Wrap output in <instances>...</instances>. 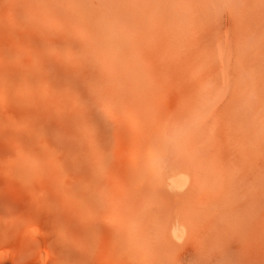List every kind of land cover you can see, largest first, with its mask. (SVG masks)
I'll return each mask as SVG.
<instances>
[{"label": "bare ground", "instance_id": "6f19581e", "mask_svg": "<svg viewBox=\"0 0 264 264\" xmlns=\"http://www.w3.org/2000/svg\"><path fill=\"white\" fill-rule=\"evenodd\" d=\"M53 1L8 0V2L5 3L3 0H0V7H5L8 12L10 11V14L7 12L9 16L6 14H0V141L5 140L11 141L12 143L11 148L5 152L9 157L11 170H6L4 172V177L5 179H10L12 176L33 177L32 180L28 179L23 182L20 187L14 186V188H17L12 191V188L10 191L6 192L0 190V264H31L32 259H34L36 264H165V261H167V258L171 253L168 255L167 244H165L166 242H164V239L162 241V238L159 236V230L164 224L165 228H174L175 231L181 230L188 233L192 242L195 243H192V246L197 245L198 243L200 247L203 244L206 245V241L199 242V239L204 240L205 237L210 236L212 233H216L224 224L223 220L225 219V216L223 219H220L221 216H218L220 220L208 217V213H204L199 217L194 216L192 214V206H195L200 199V196L205 191V186L201 184L202 181L201 183H195L194 181V184L193 182L187 184V181L186 183H183L182 180L177 178L180 176L176 175H171L168 179L156 178V180H154V178H150V170H156L160 165L172 169H178L182 162L180 160L181 157L175 154L176 152H173V154H175L173 157H171V155L170 157H165V155H168V151H166V153L163 151L165 155L163 152L162 156L159 153L158 156H161L159 159H156V155L154 158L150 152L154 145L168 148V144L173 147L172 150L174 151L181 143L179 140H182V138L178 140L175 136L167 135L166 130L168 129V132L169 128H166L165 130L164 127L163 130H165V134L169 136V138L165 135V140L164 135H162L163 140H161V136H158L160 135L158 133L160 130L158 131L156 126H158L161 121L160 119L162 118V115L165 117L166 114V117H168L167 114L169 113L172 119H174L175 126L180 132V135H184V130L187 128L188 131V127L191 128V125L196 122V119L199 120L200 117V120H202L201 122L205 125V123H207L212 117V119H215L216 116L228 114L233 99L237 98L236 81L233 80V77L227 76L226 78V75H229V70L225 73V80L223 79L226 82H223L225 83V89L218 88V90H215V87L217 88L219 85L211 80L214 84L212 86H214V93H216L217 97V100L214 101L213 104L211 93L213 92V89L211 90L212 87L208 85L212 84L209 82L211 77L209 78V81L204 82L200 92H195L187 83V77H189L193 69L192 47H156V44H152L154 41V38L152 37V28L154 29V27H151L152 22H150L146 16H137L133 18L122 16V14L118 15L121 26L124 24V29L128 34L136 32V37L138 38L135 39V43L136 45L142 46L124 47L127 51L131 52L129 54L124 52L122 46L120 47L123 52V61L125 62L122 64L124 66L123 68L128 70V68L131 67V64H138L137 66L139 70L142 71L145 80L144 90H139V95L137 94L138 96H135L132 92L136 91L135 86H132L134 88L132 90V87L126 85L129 87L127 94H130L129 91L132 90L131 93H133L135 97H138L135 98L137 106V112L135 113H137L138 121L144 124V130L138 132V127L133 126L135 125V119L131 121V118L129 119L130 122L134 123L132 125L129 124L128 121H126L127 124L123 121L118 122L121 119L117 121L115 116V113L119 112L120 114L123 112H120L123 108H120V105L124 102L125 97L123 96L124 98H121V95H116L118 88L116 91H112L113 88L111 90L108 88H102V85L100 86L101 81L96 77L99 61L96 60L95 55L106 53L104 56L102 54L104 58H107V55H110V57L112 55L118 56L117 47H113L114 44L109 39L105 43L104 41L99 40L97 43H94V45L92 42V44L90 43L91 45L88 44L93 37L87 41L85 40L87 38L84 36L83 38L85 39L81 41L80 39L83 34L82 36L79 35V37H81L79 39L75 36V33L82 32L78 29H82L84 24L80 25V22L72 19L69 13L60 12L59 7L54 3H51ZM79 2L82 4L81 0ZM79 2L75 5L79 6ZM233 2L235 3V1ZM84 5H86L85 1ZM235 5L236 4H234V6ZM68 6H71V4ZM190 7L192 9V6H189V8ZM231 7L229 6V8ZM225 8H227V6ZM236 9L237 10L235 11L237 12L238 8L236 7ZM103 11L105 13V10ZM239 11L237 15H239ZM93 14L95 15V13ZM181 15L182 20L185 19L186 16L182 13ZM234 15H236V13H234ZM86 19H89V17ZM8 20H11L12 24H10V21ZM74 24H76V27ZM71 27L75 28L71 29ZM184 27H186V25ZM193 28L195 30V25ZM125 33L123 34L125 35ZM16 36L21 38L20 44L23 46L18 48L6 46L5 41L8 38H15ZM263 36L264 35L261 37L263 38ZM241 37H243V35H241L240 38ZM51 39H54L52 40L54 43H60L61 47H46V42ZM248 39H244V41L248 42ZM84 41H87L88 43ZM93 41L96 42L95 40ZM260 41L258 42L259 45ZM257 42L254 44H258ZM80 43L87 46L85 48L88 50V53L83 54L77 51L78 46H82ZM240 43L241 42H239V45L242 47V44ZM77 44H80L81 46ZM229 45L230 43L227 44V46ZM250 47L248 48L250 49ZM229 48L232 47L229 46ZM248 48L244 47V49ZM111 49H115L117 54H114ZM222 51L224 52V50ZM148 53H151L154 56L157 55L153 61L147 64V70L146 66L140 65V61L146 59ZM242 54H244V52ZM259 55L257 54L258 57ZM102 56H100V58L103 60ZM164 56V59L168 60L167 63V60L165 63L161 60ZM113 57L115 59V56ZM108 58L107 60L109 62L106 61L108 64L106 62V64H103V72L104 69L109 67L111 59L109 60ZM221 58L223 57L221 56ZM230 60L231 59L228 61L230 62ZM205 63L207 65L208 61ZM238 63H240V61H238ZM224 64L225 63L222 65ZM228 64L225 66L230 69L231 67L227 66ZM201 65L203 66L205 64ZM111 67H109L110 70ZM226 67H223L224 71H226ZM112 68L114 69L117 67ZM249 68L252 69L251 67ZM113 71L114 73L112 72V74H115L116 70L114 69ZM248 71L250 72V70ZM117 72H119L118 68ZM243 72L244 69L241 70L240 73L242 74ZM112 74L109 73V76ZM119 74L121 75L120 72L118 75ZM243 74H246V70ZM43 77L49 79L52 84L47 87H36L34 85L36 81ZM99 77H101V75ZM238 77L239 75L237 78ZM109 78L112 79V77ZM118 78L115 77L117 81L119 80ZM122 78L123 77H121V80ZM252 79V75L249 76L248 80L251 81ZM125 80L127 79L125 78ZM125 80L123 78L124 83L123 81L121 83H131H126ZM179 80L182 83V87L178 95L173 98L172 93H170L172 90L170 92L168 91L169 89L175 90L176 84H178ZM254 80H256V78ZM114 84H116V82ZM249 84L252 83L249 82ZM158 85H164L167 90L163 93L162 87L159 86L162 89V91L160 90L162 93L156 92L157 89L154 91L155 87ZM258 85L259 83L257 86ZM120 86L121 88L122 86L125 87V85ZM262 89L264 88L262 87ZM119 91L120 89L118 92ZM121 92L122 91H120V93ZM126 92L127 90L125 93ZM252 94L253 92L250 93V99L248 98L251 105L253 102L257 101V99L255 101L253 98V96L255 98L257 97L254 95L256 94V91L254 90V94L251 98ZM54 95H57L56 97H58V100L56 98L57 102L54 101ZM152 95L157 98L158 96L163 97L165 99L164 103L161 104L160 100V105L158 106H156L157 103L154 105L155 102L151 104L149 97ZM118 96L123 100L121 103L119 102ZM154 96L152 97L154 98ZM50 97H52V99ZM49 98L53 101L48 102ZM131 100H129V102H131ZM154 100L155 98L152 101ZM251 100L254 101L251 103ZM134 101L133 105H135ZM257 103L258 101L256 104ZM126 104L127 103H125L124 107ZM240 104L242 105L243 102ZM130 105L132 106L131 103ZM249 105L246 104L245 107H248ZM253 106H255V103H253ZM256 107L257 105L255 108ZM238 110L240 111V109ZM250 113L252 112L250 111ZM22 114H28L31 121L28 123L24 122L21 117H18ZM124 115L120 118H123ZM246 116H248V114H246ZM168 121H165V123H168ZM131 125L137 129L131 130L132 127L128 129V126ZM159 125H161V123ZM166 126L167 125H165V127ZM208 127L207 130L204 131H208ZM198 129L201 131L202 128L193 130L198 131ZM9 131L12 136L8 135ZM190 131L191 130H189V132ZM62 132L65 134H61ZM46 134H51L52 138L39 139V136ZM194 136L196 137L195 133H193L192 136V138L195 139ZM22 137L26 140L25 143H22ZM2 138L3 140H1ZM184 138L185 137H183V139ZM201 138L203 137L201 136ZM215 138H217V136H215ZM195 145L196 144H194V146ZM181 147L182 144L178 148L180 149ZM168 153L170 154V152ZM192 155L189 157L190 159ZM197 160L198 159H196V161ZM199 163L197 166L205 167V163ZM213 165L215 166V163H213L212 166ZM214 166L212 167L213 169H211L212 171L214 170ZM209 168L211 167H208V169ZM68 171L80 172L83 176L66 179L64 174ZM133 172L139 174V176L143 178H146V174L149 175L150 179L147 182H145L147 179L142 182L143 178H139V180H135V182L139 184L140 189H142L144 194H152L153 198L150 199L149 202L143 204L145 206L140 207L139 211L132 215L133 212L129 211V207L131 205V200H133L132 195L134 192H132V188L134 189V186L133 184H130V178L133 177V179H131L134 180V176L139 177ZM213 176L215 177V175ZM42 178H47L46 182L48 181V183L43 184L41 181ZM201 180H203V178H201ZM212 183H214L213 179L210 186H212ZM222 187L223 185L221 188ZM213 190L210 189L211 192ZM139 193L140 194L137 195V197L139 196L140 198L142 192L140 191ZM177 193L182 196V200L177 204L175 203L176 206H178L177 208L174 205L171 206V204H169V207L163 206V209L161 210L156 208L155 203L156 201L158 202L159 197L165 196L169 199L176 200ZM136 194L134 195V199H138L135 197ZM28 201H30L31 204H28ZM16 202H22L27 205L25 206L26 209L24 208L26 211L25 213L15 214V209L17 208ZM223 205L225 204H222L221 206ZM119 208H122L124 211L121 215L105 213L107 210H115ZM143 209H148V211L142 212ZM117 214L119 213L117 212ZM159 224H162V226L159 227ZM132 227H135V230L131 232ZM211 236L213 237V235ZM213 238L215 239V237ZM206 239L209 240V237ZM43 242H48L52 251H44L41 246H39L37 247L39 248L37 251V253H39L37 255L39 256L32 255L33 252L30 255L33 244L41 245ZM7 243H14V247L16 248L8 251V248H4ZM203 248L201 247V249ZM174 250H176V248ZM172 257L171 254V258ZM175 257H173V261L176 260ZM176 262L177 264H184V258L178 259ZM192 264L196 263L194 262Z\"/></svg>", "mask_w": 264, "mask_h": 264}, {"label": "rangeland", "instance_id": "374dc122", "mask_svg": "<svg viewBox=\"0 0 264 264\" xmlns=\"http://www.w3.org/2000/svg\"><path fill=\"white\" fill-rule=\"evenodd\" d=\"M3 1L5 3L8 2V0H3ZM79 1L80 0H78V1H76V0L75 1L74 0H72V1L55 0L51 3H54L55 5H57L59 7L60 12L69 13L71 15L72 19L80 22V25L84 24L82 29L81 28L78 29L79 31H82V32H79L76 29L81 34H79L77 32H76L77 34L75 33V36L78 37L79 39L81 38V37H79V35L82 36V34H83L82 38L80 39L81 41H83V39H85V38H83L84 36L87 38V39H85L87 41L90 40L91 37H93L94 39L92 38V40H90L89 43L87 41H84V42L88 43L89 45H91L93 43V45H94V43H97L99 40L104 41V43H105L109 39L114 44L113 47H117L119 55L118 56L112 55L111 57H110V55L109 56L107 55V58L109 57L108 58L109 60L113 59L112 61L110 60L109 67H111V66L117 67L122 76L120 74L118 75L119 72H117V68H114L116 70L117 74L116 73L112 74V72L114 73V71H113L114 69L112 67H111V70L109 67H107L106 69H104V72H103V67H104L103 64L108 60H107V58L103 57L104 54H106V53H102L103 56L100 53L98 55H95L96 60L99 61V65L97 68L98 71H97L96 77L101 81L100 86L102 85L101 86L102 88H108L110 90L113 88L112 91H114V90L116 91V89L118 88L116 91V95H121L122 96V97L120 96L121 98L125 97L124 102H122L123 100L121 98H119V96H118L119 102L123 103V105L121 103L120 108L123 107L125 109L122 108L123 110L122 109L120 110V112L123 111V112H121L122 115H121V113L119 114V112L117 111L118 113H115V116L117 118V121L119 119H121L118 122L123 121L127 124L126 121H128L129 124L133 125L135 123V125H133V126L138 127V129H137L135 127H132V125H131V126H128V129H130V127H132L131 130L137 129L138 132L144 130V124L138 121L137 113H135V112H137V106H136V99L135 98H138L135 96L139 95L138 94L139 90L140 91L144 90L145 80L143 78L142 71L139 70V68L137 66L138 64H136V65L131 64V67H129L128 70H125L123 68L124 66L122 64H124L125 62L123 61V57H122L123 52H122V49L120 47L122 46L124 52H126V54H129L131 52L127 51L124 47H142V46L136 45V43H135V39L138 38V37H136V35H137L136 32L133 33L134 35L131 33L128 34L124 29V27H125L124 24H123V26H121L120 21L118 19L119 18L118 15L122 14V16L133 17V18L137 17V16H140V17L146 16V18L149 19L150 22H152L151 27H154V29L152 28V31H153L152 37L154 38V41L152 38V41H153L152 44H154V45L156 44L157 45L156 47H192L193 48V50H192L193 51V69H192V72L190 73L189 77H187V83L190 86V88H192L195 92H200L202 86L204 85V82L209 81L210 77H211V79L209 82H211L212 84H208V85L210 87H212L211 90L214 87V86H212V85H214L212 81L216 82L217 85H219V87H217V88L215 87V90H218V88L225 89V83H226L224 81L225 80L224 78L226 75L225 73H227V71L229 70V75H226V78H227V76L233 77V80L236 81V83H237L236 84L237 98L233 99V102L231 103L232 106L229 108L228 114L227 115L225 114L222 116H216V118H215L216 120L212 119L213 118L212 117V118H210V120L207 123H205V125H203L204 123L201 122L202 120H200L201 119V117H200L199 120L196 119V122L193 125H191V128L188 127V131H187V128L185 129L186 133L184 130V135L183 134L180 135V132L177 130V127L175 126V123H174L175 121H174V119H172V117L169 113L167 114L169 118L166 117V114H165L166 118L164 117V115H162V118L160 119L161 121L159 122V124L161 123V125L158 124V126H156L158 131L160 130L158 132L160 135H158V136H161V140H163L162 135H164V139L166 140V138H165L166 134L169 136H175L178 140L180 138H182V140L180 139L181 141L179 140V142H181L180 145L182 144L181 148H183V149L180 148L181 149L180 150L178 148V147H180V145H178L177 149L174 151L172 150L173 147H171L169 144H168V148L167 147L163 148L162 146L154 145L152 148V151L150 153L154 158L156 155L157 156L156 159H159L162 156L163 151L165 153H166V151H168V152H170V154L167 152V154H168L167 156L163 152L165 157H170V155H171V157H173L176 154V155H179V157H181L180 160L182 162L180 164V168H178V169H172V168H169L167 166L160 165L158 167L159 169L156 168V170L152 169L153 171L152 170L149 171L150 178H154V180H156V178L157 179H164V178L168 179L171 175H176V176H180L177 178H179V180H182L183 183H186V181H187L188 182L187 184H191L192 182L194 184V181H195V183H201V181H202L201 184L205 186V191L200 196V199L197 201L195 206H192V210H193L192 214L196 217H199L200 215H203L204 213H208V217L214 218L215 220L219 219L220 216H221L220 219H223V217L225 216L224 217L225 219L223 220L224 224L216 233L211 234V235H213V237H215L216 240L211 235L208 236L209 240L206 239L208 237H205L204 240L199 239V242L206 241V245H204V244L201 245L202 248L204 246L203 249H201L199 243L197 245H194L195 247L192 246V243H194V242H192V239L188 235V233L183 232L181 230L175 231L174 228H172V229L167 228V227L165 228L164 227L165 224L163 226H162V224L161 225L159 224V227L162 226L159 230V236H160V238H162V241L164 239V242H166L165 244H167L166 247L168 248V255L170 253L172 254L173 257H175V255H176V257H175L176 260L173 261V257L171 258V254H170V256L167 258V261H165L166 262L165 264H177L176 261L178 259H182V258H184V264H192L194 262L196 264H264V91H263L264 89H262V87L264 88V39H263L264 36H263V38L261 37L262 35H264V0H261V1L260 0H194V1L193 0L192 1L191 0H98V1L97 0H90V1L88 0L89 2L87 0H81L82 4H80ZM84 1H85L86 5H84ZM233 1H235V3ZM68 2H69V4H68ZM78 2L80 5L79 6L75 5V4H78ZM87 2L90 4H88ZM61 4H62V6H61ZM70 4H71V6H68ZM234 4H236V5L234 6ZM240 4H241V6H240ZM245 4H246V6H245ZM257 5H258V7H257ZM189 6H192V9H191V7L189 8ZM226 6H227V8H225ZM229 6L230 7L232 6V7L229 8ZM250 6H252V7H250ZM71 7H72V9H71ZM193 7L194 8L197 7V8L194 9ZM236 7L238 8V11L240 10L239 15H237L238 11L237 12L235 11V10H237ZM246 8H248V9H246ZM102 9L105 10V13ZM81 10H83V11H81ZM7 12H8V10L5 7H0V14H6L7 16H9L10 11L8 12L9 14ZM180 12L184 16H186L185 19L182 20V15ZM254 12H256V13H254ZM93 13H95V15ZM234 13H236V15H234ZM72 14H73V16H72ZM103 14H105V15H103ZM92 15H93V17H92ZM88 17H89V19H86ZM77 18H80L81 20L77 19ZM90 18H91V20H90ZM86 20H88V21H86ZM104 20H106V21H104ZM234 20H236V21H234ZM257 20H259V21H257ZM8 21H10V24H12L11 20H8ZM183 21H184V23H183ZM256 21H257V23H256ZM261 21L263 24L261 23ZM58 24H59V22H58ZM192 24L195 25V30L197 28L196 31L194 30V28H193L194 25H192ZM185 25L187 28L184 27ZM74 26L76 27V24H74ZM75 27H71V29L75 28ZM84 27L87 29H85ZM256 31H257V33H256ZM123 33H125V35ZM86 34H87V36H86ZM241 35H243V37L245 36L244 37L245 40L250 37L248 39V42L244 41L243 37H241L242 38L241 39L240 38ZM230 36H231V38H230ZM259 36L261 37L262 40L260 39ZM17 37L18 36H16L15 38H8L5 41L6 46L17 47V48L22 47L23 45L20 44L21 38L20 37L17 38ZM175 38H176V40H175ZM52 40H54V39L48 40L46 42L45 46L50 47V48L61 47L60 43H58V42H57L58 44L56 42L54 43ZM93 40H95L96 42H94ZM238 40H239V42H241L240 44H242V47H241V45H239ZM258 40L260 41V45L258 43L259 42ZM123 42H124V44H123ZM130 42H131V44H130ZM256 42L258 44H254ZM229 43H230L229 46H231L233 49L229 48V46H227V44H229ZM80 44H77V45L81 46V47L78 46L77 51L80 53H83V54L88 53V50L85 48L87 46L83 45L82 43H80ZM216 44H217V46H216ZM243 45L245 48H248L250 46L251 47H250V49L249 48L244 49ZM103 48H107V47H103ZM251 48H253V49H251ZM222 50H224V52ZM226 50H228L229 52ZM260 50H263V51H260ZM111 51H113L114 54H117V51L115 49H111ZM246 51H248V52H246ZM243 52H244V54H242ZM257 54L258 55L260 54L262 56L259 55V57H260L259 58L257 56ZM100 56L103 57V60L100 58ZM113 56H115V59ZM153 56L154 55H152L151 53H148L146 59H143L140 61L141 62L140 65H144L147 67L148 66L147 64L156 58L155 56L154 57ZM221 56L223 58H221ZM241 56H243V57H241ZM246 56H248V57H246ZM105 57H106V55H105ZM164 58H165V56L163 58H161V60H163L162 62L165 63V61L167 59H164ZM104 59H105V61H104ZM206 59H209V60H206ZM229 59H231L230 60L231 64L228 61ZM205 60L208 61L207 65L205 63L206 62ZM261 60H262V62H261ZM203 61H205V62H203ZM238 61H240L241 64L238 63ZM167 62H168V60L166 61V63ZM228 62L230 65L228 64ZM221 63L222 64L225 63V64L222 65ZM262 63H263V65H262ZM201 64H205V65L202 66ZM226 64H228L227 66H230L231 68L229 67L230 69H228L225 66ZM246 65H248V66H246ZM223 67L227 68L226 71H224ZM249 67H251L252 69H250ZM246 68H248V69H246ZM107 69L110 72H108ZM243 69H244V72L246 70V74H243L244 72L242 74L240 73L241 70H243ZM145 70H146V68H145ZM147 70H148V67H147ZM248 70H250L251 73ZM252 70H253V73H252ZM221 72H222V74H221ZM109 73L112 75L109 76ZM106 74H107V76H106ZM123 74H125V75H123ZM100 75H101V77H99ZM230 75H232V76H230ZM238 75H239V77L237 78ZM246 75H248V76H246ZM251 75H252L253 79L251 81H249L248 79H249V76H251ZM243 76H245V77H243ZM106 77H108V78H106ZM109 77H112V79ZM115 77H117V78L119 77L118 78L119 80L117 81L115 79ZM121 77H123L124 80H125V78L127 79V80H125L126 83L127 82H131V83L122 84L121 82L123 81V78L121 80ZM246 78H248V79H246ZM255 78H256V80H254ZM106 81H107V83H106ZM115 82H116V84H114ZM223 82H225V83H223ZM249 82L252 84H249ZM123 83H124V81H123ZM258 83H259V85L257 86ZM51 84H52V82L49 79L43 77V78H40L39 80H37L34 85L36 87H47V86H50ZM119 84L125 85V87L122 86V88H121V86ZM112 85H113V87H112ZM118 85H119V87H118ZM126 85H129V87L135 86L137 89L135 88L136 91H132L134 89L132 87V90L129 91L130 94H127L129 87ZM220 85H223L224 87L220 86ZM159 86H161V85H158L157 87H155L154 91H156V89H157L156 92H160V93L163 92L164 93L167 90L164 85L161 86L163 91H162L161 87H159ZM253 86H255V87H253ZM181 87H182V83L179 80L178 84H176L175 90L169 89L168 92H170L172 90L173 92L171 91L170 93H172V96L174 98L180 92ZM124 88L127 90L126 93H125L126 90ZM243 88H245V89H243ZM119 89H120V91H122L121 93H120V91L118 92ZM228 90H227V92H228ZM254 90L256 91V94H254ZM131 91L135 94V96L133 95V93H131ZM250 91H252L253 94L255 96H257L255 98L253 96V94L251 95V98L253 96L255 101H256V99L258 101V103L256 104L257 101L253 102L254 100H251V103L253 102V103H255V106L257 105L256 108H255V106H253V103H252V105L249 103L250 102V100H249L250 99V93H252ZM211 93H212V97H213L212 102L214 104V101L217 100L216 93H214V89H213V92H211ZM213 94H215V95H213ZM248 94H249V96H248ZM56 96H55L54 101L57 102L58 97H56ZM133 96H134V98H133ZM152 96H154V95H152ZM152 96L149 97L151 104H153V102H155L154 105L157 103L156 106H158V105H160V102H161V104L164 103L165 99L163 97L158 96V98H157L154 96L156 101L155 100L152 101L154 99ZM50 98L52 99V97H50ZM50 98L48 99V102L53 101ZM56 98H57V100H56ZM128 98H129V100L132 99L131 102H129ZM242 98H243V100H242ZM134 99H135V101H134ZM244 100H246V101H244ZM133 101L135 102V105H133ZM56 102H53V103H56ZM242 102H243V104L241 105L240 103H242ZM125 103H127V104L124 107ZM130 103L132 104V106L130 105ZM171 103H172V100H171ZM246 104H248V105L250 104V105L248 107H245ZM260 107H262V108H260ZM238 109H240L241 112ZM250 111L252 113H250ZM259 111H260V113H259ZM238 112H239V114H238ZM124 113H125V115H124ZM246 114H248V116H246ZM123 115H124V117L120 118ZM18 117H21V119L27 123L31 121V118L28 114H22V115H19ZM129 119H130V121L135 119L134 123L130 122ZM168 120H171V121H168ZM165 121H168V123L166 122L167 123L166 124ZM171 122H172V124L174 123L173 124L174 126L171 124ZM208 123L210 124V126ZM237 123H238V126H237ZM165 125H167V126L165 127ZM170 126L173 128H171ZM205 126H206V128H205ZM163 127L165 128V130H166V128H169L168 132H167L168 129L166 130V134H165V130H163L164 129ZM192 127H193V129H197V128L201 129L202 128L201 129L202 132L199 131V129H198V131L193 130ZM207 127H208V131H204V130H207ZM139 128H140V130H139ZM10 130H12V129H10ZM189 130H191L193 132H191V131L189 132ZM171 131H173V132H171ZM200 132H201V134H200ZM10 133L11 132L9 131L8 135H10ZM189 133H191V134H189ZM193 133H195V135H196V137L194 136L195 139L192 138ZM61 134H65V133L62 132ZM187 134H189V135L186 136ZM176 135H178L179 137ZM10 136H12V135H10ZM42 136H39V139H43V138L44 139L45 138L50 139V138H52L51 134H46V135H42ZM169 136H167V138H169ZM201 136L203 138H201ZM215 136H217V138H215ZM183 137H185L184 139H186V140H184ZM216 139H218L219 141ZM1 140H3V138ZM227 140H228V142H227ZM21 141H22V143H25L26 140L22 137ZM0 142L2 144V145L0 144V190L2 192L3 191L6 192V191H10V189L12 188L11 189V191H12L13 189H15L17 187H20L23 184V182L27 181L28 179L32 180L33 177L12 176L10 179H7V178L5 179L4 172L6 170H11L9 157L5 154V152H7L11 148L12 143H11V141H5V140L0 141ZM194 142H196V143H194ZM194 144H196V145L194 146ZM198 144H200V145H198ZM186 145H187V147H186ZM184 146H185V148H184ZM193 147H194V150H193ZM195 147H197V148H195ZM182 150L183 151L185 150V151L183 152ZM209 150H211V151H209ZM173 152L174 153L176 152V153L173 154ZM159 153L161 154V156H158ZM191 155H192V157L190 159L189 157ZM196 159H198V160L196 161ZM48 162H50V161H48ZM195 162H196V164H195ZM199 162H201V164L205 163L204 164L205 167L204 166L203 167L197 166L200 164ZM183 163L185 166L183 165ZM213 163H215V166L213 165L214 170L212 171L211 169H213L212 168ZM162 166H164V167H162ZM208 167H211V168L208 169ZM200 169H202V170H200ZM163 170H164V172H163ZM165 170H166V173H165ZM195 171L197 172V175H196ZM194 172H195V175H194ZM134 174H136V173H134ZM64 175H65L64 177L66 179L67 178L73 179L75 177L83 176L82 173L75 172V171H68ZM213 175H215V177ZM136 176H139V174H136ZM181 176H183V177H181ZM210 176H212V177H210ZM145 177L146 178H143L140 176L139 177L134 176V180H132L133 177H131L132 179L130 178V180L132 182V183L130 182V184L131 185L133 184L134 189H135L134 190L132 188V192H134L132 195V197H133L132 199L134 201L131 200V205L129 207L130 208L129 211L133 212L132 215L134 213H137L139 211L140 207L145 206L143 204H145L146 202H149L150 199L153 198L152 194L151 195L144 194L142 189H140L139 184L135 182V180H139V178H141V179L143 178L142 182H144L146 179L147 180L145 182H147L150 179L148 174H146ZM201 178H203V180H201ZM212 179L214 180V183H212V186H210ZM220 179H221V181H220ZM46 180H47V178L41 179L43 184L48 183V181L46 182ZM33 181H36V180H33ZM222 185H223V187L221 188ZM14 186H17V187L14 188ZM210 189L211 190L214 189L212 191L214 194L210 191ZM219 190H220V192H219ZM140 191L142 192V194L140 195V198H139V196L137 197V195L140 194L139 193ZM135 194H136L135 197L138 199H134ZM163 197H165V196L159 197L158 198L159 203L157 201L155 203L156 208L158 210L163 209L162 208L163 206L169 207L170 206L169 204H171V206L174 205L177 208L178 206H176V204L182 200V196H180L178 193H177L176 200L169 199L167 197L163 198ZM135 200H137V201H135ZM132 203H134V204H132ZM162 203H163V205H162ZM28 204H31V202L28 201ZM220 204L221 205L225 204V205L221 206ZM16 205H17V208L15 209L16 215L17 214H23L26 212L24 210L25 206H27L25 203L16 202ZM17 209L18 210L20 209L19 212ZM111 210H112V212H111ZM111 210H107L109 212L105 211V213H109V214H113V215L114 214L115 215H121L122 213H124L122 208L115 209V210L111 209ZM144 211L147 212L148 209L147 210L143 209L142 212H144ZM117 212L119 214H117ZM134 230H135V227H132L131 232ZM165 232H167L168 234ZM165 235H167L169 238ZM198 245H199V247H198ZM39 246H41V248L44 251H52V249L49 247V243L43 242L41 245L33 244V247L30 251V255L33 252L32 255L39 256V255H37V254H39V253H37V251L39 249L37 247H39ZM173 247H174V249L176 248V250H174ZM4 248H6V249L8 248L9 249L8 251H10V249H13L16 247H14V243H7V245ZM171 249H172V251H171ZM177 249H178V251H177ZM181 249H184V250H181ZM169 250H170V252H169ZM173 251H175V252H173ZM31 264H36L34 259H32Z\"/></svg>", "mask_w": 264, "mask_h": 264}]
</instances>
